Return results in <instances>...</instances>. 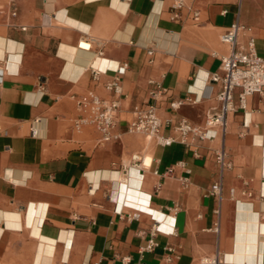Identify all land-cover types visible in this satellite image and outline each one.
<instances>
[{
  "label": "crops",
  "instance_id": "1",
  "mask_svg": "<svg viewBox=\"0 0 264 264\" xmlns=\"http://www.w3.org/2000/svg\"><path fill=\"white\" fill-rule=\"evenodd\" d=\"M172 4L0 0V264H198L216 253L264 264V93L226 116L224 134L189 147L127 133L149 105L169 122L163 137L181 120L203 128L219 110L206 78L230 51L220 35L239 24L237 45L253 37L264 59V0ZM123 66L120 94L106 92ZM89 67L102 72L97 82ZM88 91L118 103L111 143L73 128L71 96Z\"/></svg>",
  "mask_w": 264,
  "mask_h": 264
},
{
  "label": "built area",
  "instance_id": "2",
  "mask_svg": "<svg viewBox=\"0 0 264 264\" xmlns=\"http://www.w3.org/2000/svg\"><path fill=\"white\" fill-rule=\"evenodd\" d=\"M183 5V0H173L172 9H179ZM14 15V14H13ZM195 19V17H194ZM243 32V28L235 23L227 28L219 37L222 44L230 48L228 54L220 57L218 71L206 78L209 83H214L219 86V91L216 95V100L219 104V110L216 113H209L206 116L203 128L194 127L184 120H181L173 128V136L163 137L161 130L167 126L169 122L162 123L156 114V109L153 105L147 106L145 109H136L133 113V119L127 128V133L143 135L149 139H154L162 146H169L173 143H179L186 147L192 146L206 140H211L210 131L219 130L222 134L225 132L226 116L237 109L245 110L246 99L254 94L264 93V59L257 56L255 52V40L253 37H248L243 45H237L238 36ZM86 42V41H85ZM90 45V44H89ZM90 49V47H89ZM125 66L116 68L113 73L116 77L109 82L103 83V88L106 92H111L119 95L121 92L120 79ZM88 71L91 74V79L98 81L100 74L99 70L89 67ZM238 91V103L233 102V94ZM155 97V94H152ZM76 109L79 111V116L73 122V128L80 130L83 127L90 128L99 135L98 144H108L118 138L114 134L116 127V117L118 113V103L116 101H107L98 97L93 91H88L85 94L75 97L71 96ZM182 102L170 103V109H177ZM40 122L39 119H34L28 123L27 128L32 137H36L38 131L35 125ZM225 153L221 150L216 156L217 163L221 166L225 165ZM131 161L140 163L144 166V162L139 155H133ZM172 170H167L171 173ZM156 174V172H154ZM220 193V185L214 184L211 187V194L218 197ZM138 215H133V219H137ZM159 231L157 225L151 229V236ZM218 232L217 223L213 229ZM155 242L150 239L146 249L152 250L155 247ZM198 264H232L227 263L218 254L202 257Z\"/></svg>",
  "mask_w": 264,
  "mask_h": 264
},
{
  "label": "bare ground",
  "instance_id": "3",
  "mask_svg": "<svg viewBox=\"0 0 264 264\" xmlns=\"http://www.w3.org/2000/svg\"><path fill=\"white\" fill-rule=\"evenodd\" d=\"M35 129L38 131V134H37V136H38L39 135V129H38V127L36 125H35ZM147 165H148V163H147ZM144 166H145V164H144Z\"/></svg>",
  "mask_w": 264,
  "mask_h": 264
}]
</instances>
